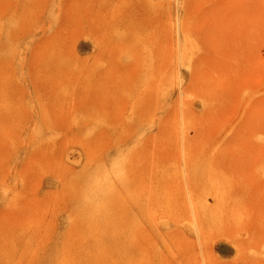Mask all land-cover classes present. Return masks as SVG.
I'll return each mask as SVG.
<instances>
[{
  "label": "rangeland",
  "instance_id": "1",
  "mask_svg": "<svg viewBox=\"0 0 264 264\" xmlns=\"http://www.w3.org/2000/svg\"><path fill=\"white\" fill-rule=\"evenodd\" d=\"M0 264H264V0H0Z\"/></svg>",
  "mask_w": 264,
  "mask_h": 264
},
{
  "label": "bare ground",
  "instance_id": "2",
  "mask_svg": "<svg viewBox=\"0 0 264 264\" xmlns=\"http://www.w3.org/2000/svg\"><path fill=\"white\" fill-rule=\"evenodd\" d=\"M67 4V3H66ZM86 4H87V2H86ZM103 4V3H102ZM82 6V5H81ZM98 6H101V5H98ZM68 7V6H67ZM66 8V7H65ZM78 8V7H77ZM80 8V7H79ZM89 8V7H88ZM97 8H99V7H97ZM94 9V8H93ZM77 10V9H76ZM75 10V11H76ZM98 10V9H97ZM90 11H91V8H90ZM72 12V11H71ZM70 12V13H71ZM69 13V12H68ZM91 13H92V11H91ZM98 14H99V11L97 12ZM97 13H95L96 15H98ZM72 14V13H71ZM78 14V13H77ZM94 15V13L92 14V16ZM100 15V14H99ZM98 15V16H99ZM88 16H89V12H88ZM101 16V15H100ZM72 17V16H71ZM67 18H69V17H67ZM79 18V17H78ZM90 18H91V16H90ZM98 18V17H97ZM96 17L95 18H93V19H97ZM98 21H99V19H97ZM68 21H70V20H68ZM118 21V20H117ZM224 23V22H223ZM103 24V23H102ZM100 25V24H99ZM107 25V24H106ZM204 28V27H203ZM61 29V28H60ZM222 29V28H221ZM220 30V29H219ZM218 29H217V31H219ZM228 30V29H227ZM216 31V30H215ZM220 32V31H219ZM227 32V31H226ZM214 33V32H213ZM217 34V33H216ZM220 34V36L219 35H216V37H217V40L219 39V37L221 38L222 36V34L223 33H219ZM224 35V34H223ZM242 36V35H241ZM215 37V36H214ZM228 37H229V35H228ZM234 37V36H233ZM225 38V37H224ZM235 38V37H234ZM226 39H228V38H226ZM233 39V38H232ZM240 39V38H239ZM215 40H216V38H215ZM215 40H214V42H215ZM224 40V39H223ZM212 42V41H211ZM217 42V41H216ZM235 42V41H234ZM98 43V42H97ZM225 44L227 43V41L226 42H224ZM236 43H237V40H236ZM240 43H242V42H240ZM239 43V44H240ZM216 44V43H215ZM234 44V43H233ZM217 45V44H216ZM224 45V44H223ZM236 45V44H235ZM220 46V45H219ZM97 47V46H96ZM218 47V46H217ZM243 47V46H242ZM221 48V47H220ZM219 48V49H220ZM225 48H226V46H225ZM218 49V48H217ZM242 49H244V48H242ZM241 49V50H242ZM212 51V50H211ZM216 51H218V50H216ZM244 51V50H243ZM97 53H98V51H97ZM116 53V52H115ZM211 53V52H210ZM218 53V52H217ZM210 55H212V54H210ZM209 56V55H208ZM225 56V55H224ZM217 60V59H216ZM241 61V60H240ZM157 63V62H156ZM206 65V64H205ZM240 65V64H239ZM240 67V66H239ZM221 68V67H220ZM86 69V68H85ZM142 70V69H141ZM141 70H139V71H141ZM152 70V69H151ZM86 71V70H85ZM206 71V70H205ZM208 71V70H207ZM213 71V70H212ZM123 72V71H122ZM155 72V71H154ZM209 74V73H208ZM137 78V77H136ZM149 78H151V77H149ZM205 79V78H204ZM136 80V79H135ZM138 80V79H137ZM205 81V80H204ZM128 83V82H127ZM229 84V83H228ZM226 85V84H225ZM135 86V85H134ZM143 99V98H142ZM146 104V103H145ZM146 113V112H145ZM105 154V153H104ZM114 164V163H113ZM110 178V177H109ZM111 186V185H110ZM121 190V189H120ZM123 190V189H122ZM121 209V208H120Z\"/></svg>",
  "mask_w": 264,
  "mask_h": 264
}]
</instances>
